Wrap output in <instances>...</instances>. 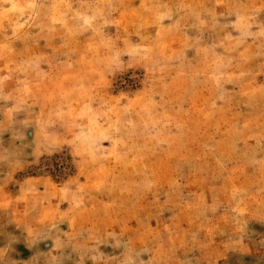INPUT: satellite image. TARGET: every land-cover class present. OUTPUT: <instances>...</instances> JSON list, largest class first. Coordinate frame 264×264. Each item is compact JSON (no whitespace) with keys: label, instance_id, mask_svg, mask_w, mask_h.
<instances>
[{"label":"rangeland","instance_id":"rangeland-1","mask_svg":"<svg viewBox=\"0 0 264 264\" xmlns=\"http://www.w3.org/2000/svg\"><path fill=\"white\" fill-rule=\"evenodd\" d=\"M0 264H264V0H0Z\"/></svg>","mask_w":264,"mask_h":264}]
</instances>
